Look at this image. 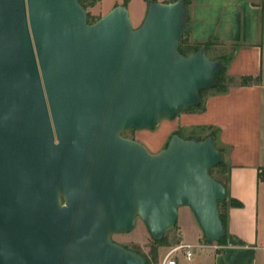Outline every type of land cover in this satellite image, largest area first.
<instances>
[{"label": "water", "instance_id": "water-1", "mask_svg": "<svg viewBox=\"0 0 264 264\" xmlns=\"http://www.w3.org/2000/svg\"><path fill=\"white\" fill-rule=\"evenodd\" d=\"M186 0L124 4L93 22L79 0H0V264H148L115 242L139 219L159 241L188 206L225 236L211 135L156 153L121 136L197 106L225 61L178 50Z\"/></svg>", "mask_w": 264, "mask_h": 264}, {"label": "crops", "instance_id": "crops-1", "mask_svg": "<svg viewBox=\"0 0 264 264\" xmlns=\"http://www.w3.org/2000/svg\"><path fill=\"white\" fill-rule=\"evenodd\" d=\"M79 1L87 15L95 18L124 4L138 24L148 5V0ZM184 35L191 43H209V47L202 45L207 54L210 48L221 51L210 58H229L225 74L233 81L224 91L209 90L201 97L200 107L162 119L156 132L159 143H148L159 151L173 132L188 133L183 138L191 137L195 130L202 133L195 134L199 138L215 132L214 145L223 155L216 180L226 187L228 202L241 203L227 207L226 232L241 243L195 246L192 261L183 257L182 262L179 257L177 264H264V0H186ZM242 76H251L254 82L240 85ZM176 223L178 241L174 245L204 244L188 206L179 208ZM201 248L204 252L198 253Z\"/></svg>", "mask_w": 264, "mask_h": 264}, {"label": "rangeland", "instance_id": "rangeland-1", "mask_svg": "<svg viewBox=\"0 0 264 264\" xmlns=\"http://www.w3.org/2000/svg\"><path fill=\"white\" fill-rule=\"evenodd\" d=\"M129 16L131 18L132 25L134 27H137L139 25L138 21L135 20L133 14L130 13V10H129ZM88 19H89V21L90 20L92 21V19H96V18L91 16L90 14H88ZM183 36L185 37V35H183ZM210 54L214 57L218 54H221V51H213V49L211 50V48H210ZM210 54L208 53L207 55L209 57H211ZM209 90H211V88L203 91L202 95H205ZM157 126L154 128H151V129H144V130H134V129L125 130L122 132V135L125 137H130L132 139H135V140L141 142L150 152L156 153V152H158V150H156L153 146L149 145L148 140L151 142V144H158L159 143V141H160L159 137L160 136H159V134H157L158 133V127ZM179 133L182 137L188 136V133H186L184 131H179ZM198 133H201V132L195 130L194 132H192L193 135L190 138H192L193 136H195V134H198ZM201 135H202V133H201ZM170 136L164 141V144L160 145V150L167 145V142H168ZM205 137H206V135L200 136L201 139L205 138ZM211 175L215 179H216V177H219L218 167L212 169ZM185 224H186V221H185ZM176 226H177V223H175L164 234L162 241L161 240L155 241L150 236L146 226L142 223V221H140L138 219L136 226L132 231H130L128 233L114 234L112 236V238L115 242L122 244L123 246H125L129 249H132V250L140 253L144 257H146L148 260V264H158L160 258L162 257L164 252L168 249V247L174 245L178 241L177 240L178 236H177V231H176L177 227ZM186 232H187L188 236L191 235L190 234L191 231L187 226H186ZM201 243H204V244L206 243V240L204 239L203 235H202ZM207 244L216 245L217 242L210 241V242H207ZM197 252L202 253V252H204V249L201 248ZM180 260H182V262H184V258L182 256H180ZM188 264H196V262L188 263Z\"/></svg>", "mask_w": 264, "mask_h": 264}, {"label": "trees", "instance_id": "trees-1", "mask_svg": "<svg viewBox=\"0 0 264 264\" xmlns=\"http://www.w3.org/2000/svg\"><path fill=\"white\" fill-rule=\"evenodd\" d=\"M149 1H154V0H148ZM81 4V3H80ZM87 18H88V15H87ZM97 19V18H96ZM96 19H92V21L88 19V22H93L95 21ZM183 35H184V32H183ZM182 35V37L180 38L179 40V44H178V50L181 54L183 55H187L191 52H194L196 51L199 47H201L202 45L206 46V47H209V43H204V44H200V43H191L189 42L184 36ZM221 59L225 62L228 61L229 58L225 57V56H221ZM214 80H215V86L213 88H211V90H215V91H224L227 87V85L229 83H231L233 81L232 78H228L225 74V66L222 67V69L214 76ZM254 82V79L251 77V76H242L239 78L238 80V83L240 85H248V84H251ZM207 90V89H205ZM205 90H202L200 92L201 94V97L203 96L202 95V92L205 91ZM201 106V102L197 105V106H192V107H188L186 109H192L194 107H200ZM173 133H178V132H173ZM211 136H214L215 135V132L214 131H211L209 133ZM190 138V137H189ZM220 151V150H219ZM223 165V162H221L220 164L214 166L213 168H216V167H220ZM212 168V169H213ZM211 169V171H212ZM210 171V173H211ZM241 203L238 201V200H234V199H231L229 200V202L227 201V196H226V199L225 200H222V201H219L218 203V209H219V214H220V218L223 222V226H224V229H225V236L223 238H221L217 243L218 244H226V243H232V244H239L241 243L240 241L238 240H235L232 236H230L227 232H226V209L228 206H240ZM154 240V239H153ZM163 240V238L161 239V241ZM156 241V240H155ZM160 241V240H159ZM147 259V258H146Z\"/></svg>", "mask_w": 264, "mask_h": 264}, {"label": "built area", "instance_id": "built-area-1", "mask_svg": "<svg viewBox=\"0 0 264 264\" xmlns=\"http://www.w3.org/2000/svg\"><path fill=\"white\" fill-rule=\"evenodd\" d=\"M195 246L208 247L209 244L205 243L202 245H193L189 243H178L174 246L169 247L162 257L160 258L158 264H177L178 258L180 256L184 257L187 261L191 262L193 258L192 249ZM217 246V245H211Z\"/></svg>", "mask_w": 264, "mask_h": 264}, {"label": "flooded vegetation", "instance_id": "flooded-vegetation-1", "mask_svg": "<svg viewBox=\"0 0 264 264\" xmlns=\"http://www.w3.org/2000/svg\"><path fill=\"white\" fill-rule=\"evenodd\" d=\"M126 130H129V129H126ZM123 131H125V130H123ZM123 131H122V132H123ZM122 132H121V136H123V135H122ZM123 137H125V136H123ZM125 138H130V137H125Z\"/></svg>", "mask_w": 264, "mask_h": 264}]
</instances>
